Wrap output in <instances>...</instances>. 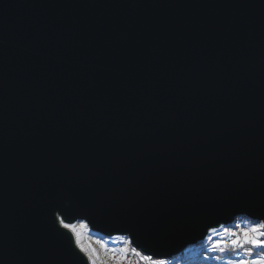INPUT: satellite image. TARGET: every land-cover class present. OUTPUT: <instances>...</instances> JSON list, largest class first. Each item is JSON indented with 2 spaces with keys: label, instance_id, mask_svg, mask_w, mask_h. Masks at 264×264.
<instances>
[{
  "label": "water",
  "instance_id": "water-1",
  "mask_svg": "<svg viewBox=\"0 0 264 264\" xmlns=\"http://www.w3.org/2000/svg\"><path fill=\"white\" fill-rule=\"evenodd\" d=\"M264 211V0H0V264H89L87 221L170 260Z\"/></svg>",
  "mask_w": 264,
  "mask_h": 264
},
{
  "label": "snow or ice",
  "instance_id": "snow-or-ice-1",
  "mask_svg": "<svg viewBox=\"0 0 264 264\" xmlns=\"http://www.w3.org/2000/svg\"><path fill=\"white\" fill-rule=\"evenodd\" d=\"M55 219L59 221L61 227L73 234L72 239L75 240L76 246L80 251L85 254L89 264H97L96 250L91 248L90 245L86 247L81 242L83 233L89 228L87 221L69 224L65 222V219L58 212ZM209 231L215 233L217 229L211 228ZM224 232L226 235L222 238L214 239L211 235L207 237L211 241V246L207 249L208 252L218 251L225 253L231 251L235 253L234 257L228 261V264H264V211H261V214L256 217L255 222L244 227L236 225L235 231L224 228ZM132 243V240H128L121 249L112 250L111 260L113 264H131L127 260L130 252L137 256L141 255L135 247L130 248ZM101 247L104 246L101 245ZM240 253H243V255H240ZM213 258L220 259L219 256ZM141 259L145 261V264H167L166 260H154L151 256H142Z\"/></svg>",
  "mask_w": 264,
  "mask_h": 264
},
{
  "label": "rangeland",
  "instance_id": "rangeland-1",
  "mask_svg": "<svg viewBox=\"0 0 264 264\" xmlns=\"http://www.w3.org/2000/svg\"><path fill=\"white\" fill-rule=\"evenodd\" d=\"M237 221H239V223L244 227L247 226L248 224L255 222L253 220H251L248 217L245 216H241L237 219ZM82 221H78L76 223H79ZM75 224V223H74ZM214 239L216 238H222L225 235L224 232V227H221L220 229H217V232L212 233L210 232V234ZM121 239V236H115V237H105L104 235L100 234V233H96L93 232L90 228H88L82 235L81 237V242L87 247V246H91V248H94L96 250L97 253V264H102V257L104 256L105 253L107 252H112V250H116V245L118 243V241ZM101 245H103L104 247H101ZM193 251V250H192ZM207 254L210 255L211 257L213 255L215 256H219L220 259H208L207 261H215L219 264H228V261L230 259H232L235 255V253H220L218 251L216 252H206V253H202V255ZM240 255H243V253H240ZM200 256V255H199ZM198 256V257H199ZM227 256H231L230 258L224 259L222 260V258H225ZM168 261V260H166ZM181 262L183 264H186V259L182 258ZM181 263V264H182ZM207 262H204L202 259H197L196 261L192 262V263H187V264H204Z\"/></svg>",
  "mask_w": 264,
  "mask_h": 264
},
{
  "label": "built area",
  "instance_id": "built-area-1",
  "mask_svg": "<svg viewBox=\"0 0 264 264\" xmlns=\"http://www.w3.org/2000/svg\"><path fill=\"white\" fill-rule=\"evenodd\" d=\"M236 225H240L241 227H243L239 221H236L235 223L229 225V226H223L224 228H228L232 231L236 230ZM226 235V234H225ZM224 235V236H225ZM223 236V237H224ZM217 239V238H216ZM130 240L129 237H125V236H121V239L118 241L117 245H116V250L121 249L122 247L125 246V243ZM211 246V241L208 240V238L201 244L194 246V247H190L188 248L183 255L170 259L167 261V264H181V259L185 258L186 259V264L187 263H192L194 261H196L197 259H202L204 262V264H219L215 261H207L208 259H214L213 257H216L215 255H213L212 257L210 255L204 254L202 255V253H206L207 249H209ZM131 247H135L132 243V245H130ZM136 248V247H135ZM137 249V248H136ZM193 250V251H192ZM137 251H139L137 249ZM140 252V251H139ZM228 253H232L231 251H228ZM111 254L112 252H107L104 254V256L102 257V264H113L112 260H111ZM140 256H137L133 253H129L127 260L131 262V264H145V261L143 259H141L142 256H146L143 253L140 252ZM200 255V256H199ZM199 256V257H198ZM231 256H227L225 258H222V260L230 258ZM153 258V257H152ZM154 259V258H153ZM154 260H159V259H154ZM183 264V263H182Z\"/></svg>",
  "mask_w": 264,
  "mask_h": 264
},
{
  "label": "bare ground",
  "instance_id": "bare-ground-1",
  "mask_svg": "<svg viewBox=\"0 0 264 264\" xmlns=\"http://www.w3.org/2000/svg\"><path fill=\"white\" fill-rule=\"evenodd\" d=\"M234 223H235V222H234ZM220 228H221V227H220ZM220 228H219V229H220ZM209 234H210V233H209Z\"/></svg>",
  "mask_w": 264,
  "mask_h": 264
}]
</instances>
